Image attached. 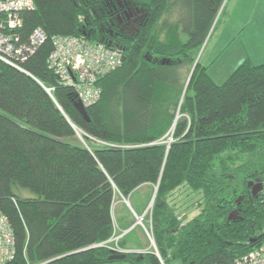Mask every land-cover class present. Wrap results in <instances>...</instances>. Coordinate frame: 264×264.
Returning a JSON list of instances; mask_svg holds the SVG:
<instances>
[{
	"label": "trees",
	"instance_id": "1",
	"mask_svg": "<svg viewBox=\"0 0 264 264\" xmlns=\"http://www.w3.org/2000/svg\"><path fill=\"white\" fill-rule=\"evenodd\" d=\"M122 1L147 14L123 36L117 0H34L20 15L21 43L37 29L47 39L22 69L0 62V210L15 241L5 264H233L264 245V189L253 195L264 185V64L246 61L219 85L197 62L226 0ZM56 36L123 52L98 82L90 121L49 69ZM146 184L158 186L161 260H110L119 253L102 245L114 236L116 198ZM182 189L197 196L192 219L174 201Z\"/></svg>",
	"mask_w": 264,
	"mask_h": 264
},
{
	"label": "built area",
	"instance_id": "2",
	"mask_svg": "<svg viewBox=\"0 0 264 264\" xmlns=\"http://www.w3.org/2000/svg\"><path fill=\"white\" fill-rule=\"evenodd\" d=\"M35 8L34 0H0V62L22 69L26 59L38 50L46 41L42 29H37L30 36L28 43L19 41L18 29L21 28V13ZM53 50L48 58L49 69L59 77L62 84L74 89L78 100L87 108L98 102L102 95L99 80L119 68L124 56L121 49L109 50L103 45L92 43L74 36H56L52 39ZM49 93L54 90L47 88ZM172 141V138L170 142ZM153 211V209H152ZM144 218L138 217L137 223L143 225ZM152 228V214H151ZM146 229L145 226H143ZM147 232V231H146ZM154 245L153 235L147 232ZM124 234L115 235L108 246L118 253H125L120 240ZM114 243L113 245H111ZM15 241L13 231L0 210V264L14 258ZM158 258L160 255L158 251ZM233 264H264V245L251 251L247 256Z\"/></svg>",
	"mask_w": 264,
	"mask_h": 264
},
{
	"label": "rangeland",
	"instance_id": "3",
	"mask_svg": "<svg viewBox=\"0 0 264 264\" xmlns=\"http://www.w3.org/2000/svg\"><path fill=\"white\" fill-rule=\"evenodd\" d=\"M195 54L197 61L209 68V75L219 85L225 83L234 71L246 61H250L254 65H263L264 0H226L202 46L195 51ZM78 134L80 137L81 132ZM154 191V186L146 184L132 192L128 198L118 194L113 208V219L115 235L125 234L115 221V219L120 220L118 217L120 215L127 220V226H133L124 240L130 242L135 239V244L132 245L140 249L151 246V251L155 254L156 244L151 243L147 234L149 232L153 235L150 223L154 206V204L152 205ZM182 191L185 190L182 189ZM188 193L189 191L177 192L174 201H178L179 206L187 213V217L192 219L198 214V210L191 207L196 202L197 196H189ZM21 194L23 197H36L33 192L27 189L21 190ZM119 200L123 203H119ZM138 217L144 218L143 225L137 223ZM110 241L107 243L110 244ZM159 259L161 260V257ZM169 264L181 263L172 261Z\"/></svg>",
	"mask_w": 264,
	"mask_h": 264
},
{
	"label": "flooded vegetation",
	"instance_id": "4",
	"mask_svg": "<svg viewBox=\"0 0 264 264\" xmlns=\"http://www.w3.org/2000/svg\"><path fill=\"white\" fill-rule=\"evenodd\" d=\"M116 14L119 24H122L118 27L117 36H123L125 33L138 30L147 17L143 9L124 3L120 4V9L116 10Z\"/></svg>",
	"mask_w": 264,
	"mask_h": 264
},
{
	"label": "water",
	"instance_id": "5",
	"mask_svg": "<svg viewBox=\"0 0 264 264\" xmlns=\"http://www.w3.org/2000/svg\"><path fill=\"white\" fill-rule=\"evenodd\" d=\"M119 2V4H123V1L122 0H117ZM198 62V61H197ZM197 62L195 64V66L197 65ZM195 66L193 68V70L195 69ZM46 89L47 92H49L47 90L46 87H44ZM75 107L76 109L79 111V113L87 120V121H90V117L88 115V111H87V108L82 104V102L80 100H78L76 103H75ZM264 189V185L262 183H258L255 185L254 189H253V195H257L259 192H261L262 190ZM157 191H158V186L155 187V191H154V195H153V199H152V205L154 204V201L156 199V195H157ZM163 204V202H160L159 206H161ZM154 245H155V242H154ZM155 250L157 251V248H156V245H155ZM155 255H158L156 252H155ZM126 257L125 254H113L111 257H110V260H122Z\"/></svg>",
	"mask_w": 264,
	"mask_h": 264
},
{
	"label": "crops",
	"instance_id": "6",
	"mask_svg": "<svg viewBox=\"0 0 264 264\" xmlns=\"http://www.w3.org/2000/svg\"><path fill=\"white\" fill-rule=\"evenodd\" d=\"M119 203H123V202L119 200ZM139 210L141 211V208ZM142 215H140V216H142ZM118 217L120 220L118 221L115 219V221H116L117 225L119 226V228L121 230H123L122 232L125 233L124 236L122 237V239L120 240V245H121V248L124 250V252L125 253H150V252H152L151 246L149 248H145V249H140V248L133 246L132 244H135V241H136L135 239L131 240L130 242H129V240L128 241L124 240L127 237L126 235L130 232V230L133 226H130V227L127 226V224H128L127 220L123 219V217L120 215Z\"/></svg>",
	"mask_w": 264,
	"mask_h": 264
},
{
	"label": "bare ground",
	"instance_id": "7",
	"mask_svg": "<svg viewBox=\"0 0 264 264\" xmlns=\"http://www.w3.org/2000/svg\"><path fill=\"white\" fill-rule=\"evenodd\" d=\"M100 45H102V44H100ZM104 46V45H103ZM104 47H106V46H104ZM107 49H109V50H116V49H118V48H112V47H106ZM124 61V60H123ZM116 70V69H115ZM114 71V70H113ZM112 72V71H111ZM109 74V73H108ZM106 76V75H105ZM103 78V77H102ZM121 254H123V253H121ZM162 264H163V262H162Z\"/></svg>",
	"mask_w": 264,
	"mask_h": 264
}]
</instances>
